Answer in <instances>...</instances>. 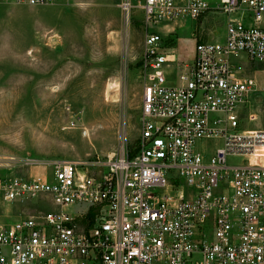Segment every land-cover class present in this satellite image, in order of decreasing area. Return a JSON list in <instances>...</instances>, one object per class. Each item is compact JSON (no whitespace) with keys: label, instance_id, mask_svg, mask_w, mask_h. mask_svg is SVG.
Listing matches in <instances>:
<instances>
[{"label":"built area","instance_id":"obj_1","mask_svg":"<svg viewBox=\"0 0 264 264\" xmlns=\"http://www.w3.org/2000/svg\"><path fill=\"white\" fill-rule=\"evenodd\" d=\"M119 7L126 22L134 10L143 21L137 143L105 163L55 162L49 175L0 166V201L47 208L0 224V264H264V129L240 128L257 82L233 60L264 63V0ZM209 10L226 18L223 39L197 41L169 81L165 69L177 62L162 31ZM200 141L219 144L207 154Z\"/></svg>","mask_w":264,"mask_h":264},{"label":"rangeland","instance_id":"obj_2","mask_svg":"<svg viewBox=\"0 0 264 264\" xmlns=\"http://www.w3.org/2000/svg\"><path fill=\"white\" fill-rule=\"evenodd\" d=\"M119 2L0 3V166L23 176L49 175L58 161L105 163L123 149L133 151L140 130L143 21L134 10L126 22ZM217 2L209 0L211 8ZM224 27L225 16L209 10L162 33L170 49L190 55L197 41H221ZM176 59L171 82L184 62ZM233 60L241 77L257 82L240 110V128L264 129V63L243 55ZM218 144L200 141L196 147L208 154ZM46 209L0 201V224Z\"/></svg>","mask_w":264,"mask_h":264},{"label":"crops","instance_id":"obj_3","mask_svg":"<svg viewBox=\"0 0 264 264\" xmlns=\"http://www.w3.org/2000/svg\"><path fill=\"white\" fill-rule=\"evenodd\" d=\"M14 6H23V5H14ZM26 7H30V6H26ZM225 22H226V18H225ZM206 41H210V40H206ZM173 51L175 52V57L177 55V58L179 59L178 61H184L185 63H190L192 61L193 54H194V49H193V51L191 52L190 55H185L182 52L177 53L175 49H173ZM173 65H177V63H175ZM173 65H170L168 68L165 69V72L167 74V77H168L169 81H170V78L172 77V76H170V74L175 69V67ZM176 71H177V75H178L179 69H176Z\"/></svg>","mask_w":264,"mask_h":264}]
</instances>
